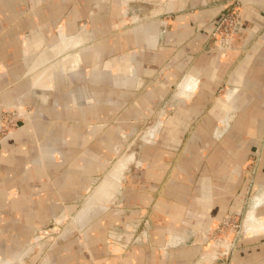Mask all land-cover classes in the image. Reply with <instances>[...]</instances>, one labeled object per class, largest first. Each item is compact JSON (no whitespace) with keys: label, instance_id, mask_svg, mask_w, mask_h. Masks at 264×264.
I'll return each mask as SVG.
<instances>
[{"label":"crops","instance_id":"crops-1","mask_svg":"<svg viewBox=\"0 0 264 264\" xmlns=\"http://www.w3.org/2000/svg\"><path fill=\"white\" fill-rule=\"evenodd\" d=\"M111 1L0 0V118L4 107L32 109L27 121L0 137V261L195 264L203 231L225 211L241 207L242 167L264 144V0H240V24L227 49L214 46L210 34L232 0ZM46 19H67L59 26L65 40L82 42L65 56L89 49L81 52L75 69L63 73L55 68L49 83L42 85L34 78L44 64L33 71L31 67L47 50L45 38L36 33ZM106 19L117 27L107 37ZM71 24L83 30L93 25L95 43L85 45L88 38L70 32ZM65 56L58 54L51 63ZM72 73L79 74L76 94L67 79ZM222 86L224 93L217 95ZM159 104L165 109L145 133L146 142L164 124L167 135L178 136V145L190 126L183 160L169 182L158 191L164 171L149 168L143 191L132 188L118 198L125 169L120 162L111 181L98 187L92 203L78 215H104L114 197L118 201L113 210H127L128 216L108 223L100 219L97 234L84 232L81 240L64 235L44 241L39 234L84 199L106 163L120 153L121 136ZM208 104L214 105L210 115L204 114ZM235 108L240 122L227 129ZM199 136L202 144L208 143L203 159L195 142ZM191 166L202 172L199 211L193 212L180 188ZM256 182L260 190L249 215L256 211L264 217V154ZM149 207L154 212L151 225L128 231L131 238L124 246L118 241L112 251L105 246L107 231L138 221ZM215 207L218 211L211 214ZM257 220L253 231L264 232V218ZM234 264H264V233L244 239Z\"/></svg>","mask_w":264,"mask_h":264},{"label":"rangeland","instance_id":"rangeland-1","mask_svg":"<svg viewBox=\"0 0 264 264\" xmlns=\"http://www.w3.org/2000/svg\"><path fill=\"white\" fill-rule=\"evenodd\" d=\"M114 1H118V0H114ZM65 20L67 19H46L45 20L46 22H43L41 25H38L36 27V33L42 36L43 38H45V41H43L44 43L43 47L44 49L47 48V50L42 52V54H40V56L37 57L36 63L35 64L33 63L31 67L32 68L31 70L33 71L34 68L39 65L44 64L42 66H45V68L42 69L34 78L36 79V82L34 81V83H38L39 81L42 83V85L48 84L51 76L54 74L55 68H57L58 71H63L67 68L71 69V67L75 69L81 63V52L89 49V47H85L84 49H80L79 51L74 52L71 55L65 56L70 48H76L82 44V42L80 41L76 43L75 42L69 43L65 40L66 39L65 34L63 33V31L59 29V26ZM111 22L112 19H108V20L106 19L105 21L104 29L106 32H110V33H106L105 37L110 36L111 32L117 28V27L114 28L113 23ZM72 26L73 29L70 32L73 31L75 32V35L79 34L82 35L84 38L86 37L88 38V40L84 42L85 45L87 44L91 45L95 43L97 35H96V29L93 25H88L87 28H84V30L81 27L78 28L79 26L77 27L74 26V24ZM58 30H60L59 38H58ZM57 38H58V42H57ZM58 46H60V48L58 49V52L54 54L53 50L56 49ZM58 54H63V56L65 57H63L61 60H57L51 63L52 62L51 60L55 58V56H57ZM107 58L109 57H106V59ZM66 64H68V66ZM64 72L65 71H63V73ZM78 76L79 74L72 73L69 74L67 78L68 80L72 81L71 89L73 90L72 91L73 94H76L77 89L79 88L77 86L80 85L78 83L79 80L77 78ZM224 90H225L224 86L219 87L217 91V95L223 94ZM15 107L20 109H25L26 111H28L29 113L28 119H29V117L32 114L31 108L20 107V106H15ZM212 107L214 108V105L212 104L206 105L204 109V114L207 115L209 113V110L211 111ZM174 108L175 106L173 107V110ZM164 109H165V104L156 105L154 111L149 113L148 115L149 117L134 122V124L131 126V129L128 130V133L121 136L120 153L117 155V157L115 156L108 163H106V167L102 171L101 175H99L98 178L94 181L92 187L89 189L88 193L86 194L85 197L88 196L87 199L85 200L84 197V199L82 198L81 200L77 201L75 204H73L72 209L70 210L67 209L65 211L64 216L61 217L60 215H58L57 216L58 218H55L53 221L54 226L52 225V228L44 229V231H42L39 234L44 241L47 242L54 241L56 239L61 238L64 235L65 236L67 235V237H72L73 239L81 240L83 238L82 235L84 232L86 233L93 232L97 234V228L95 227V225L98 224V221H100V219L101 220L104 219L106 220V223H108V221L112 222L113 218L115 220L118 217L126 218L128 216L127 210L126 211L124 210V212L113 210L114 207H116L118 198L122 197L123 196L122 194L128 192L132 188L140 189L143 191L144 190L143 182L145 181L146 178L148 180V176L147 177L145 176V172L149 168L154 169L155 171L157 170L160 173H163L164 171L165 176L163 180L161 181V183H157L156 185L158 187V191L162 190V188L171 179L170 175H172V173L176 171L177 164L183 160L184 143L186 144L191 137L190 126H189L188 128L189 131L186 132L184 137H180L182 142L176 145L177 144L176 140L178 139V136H172L173 137L172 139L170 135L166 134L167 130L163 131L164 124H162L159 132L154 137L152 142L145 141L144 138L147 137L145 133L159 121L158 114ZM173 110L171 107H169L167 110L168 114L173 115ZM3 112H4V108L2 109V114ZM233 113H234V118H231L229 127L227 129H229L231 125L237 126L238 125L237 122H240L239 118L236 119L238 115L236 108L234 109ZM27 120L19 121L15 129L18 128L20 123H23ZM196 123H198V121H196ZM3 136L1 135L0 137ZM202 141L203 140L199 136V138H197L195 142L197 143L198 147H202L200 148L202 150L200 155L203 159L208 156L209 151L206 149V147L208 148V143L205 141L207 146L205 145V143H203L205 145L204 147ZM259 148L260 149L258 152L248 157L247 161L244 163V166L242 167V171H243L242 176L244 177L245 182L242 185L244 187L243 191L240 192L243 193V197H244L243 201L241 202V207H240L241 209L238 207V209L236 210L225 211L223 213V216L219 220L212 223L203 231L202 249L198 261L195 264H234V259L237 256L238 251L244 239H246L248 236H257L264 233L263 231H253V228H256V223L258 221L257 219L264 217L257 216L256 211H255V215L253 216L249 215L251 212L250 205L253 200V197L260 190V187L259 188L257 187L256 180L258 178L261 169L262 156L264 154V144L262 143ZM186 157L188 159V157H190V154L189 155L186 154ZM129 159H131L132 161L129 162ZM135 160L139 162L138 165H135ZM160 161H163V163H160ZM120 162H122L121 166H125L123 172L124 179H123V183L120 185L119 195L116 194L118 198L115 199L113 197L112 201L107 205V208L109 210L105 212L104 215L103 214L90 215V213L83 216L78 215L79 213L78 210L84 208V206H86L87 204L92 203V198L94 197V193L98 190V187L104 181H111L112 171L118 165L120 166ZM201 174H202L201 168L194 170V168L191 166L189 170V174L187 173V175L185 176L184 186L180 187L184 197L187 198V204H190L191 207L190 211L192 212L195 210L199 211L198 210L199 206H197L196 203L197 202L196 196L198 194L197 190L199 187V178ZM222 187H224L223 184ZM151 208L152 207L146 209L143 212L144 216L138 217V221L125 222L124 225L121 224L118 230H115L114 232L112 231L108 233L107 231L105 233V238H104L105 246L110 247L108 249L111 250L112 243L116 241L120 242L121 245L124 246L126 245V242H128L131 238L130 236L128 237V233H129L128 231L137 230L138 232H140L141 230H143L146 222L149 225H151V220L154 214ZM217 211H218L217 207H215L214 210H210L209 212H211V214H214ZM200 212L202 213V209ZM85 224L86 226H84ZM80 226L82 228H80ZM138 235L134 238L132 237V239L139 238ZM0 264H33V263H26V262L13 263L10 260H2L0 261Z\"/></svg>","mask_w":264,"mask_h":264},{"label":"built area","instance_id":"built-area-1","mask_svg":"<svg viewBox=\"0 0 264 264\" xmlns=\"http://www.w3.org/2000/svg\"><path fill=\"white\" fill-rule=\"evenodd\" d=\"M241 1L232 0L231 4L220 16L211 34L210 41L220 48H231L236 30L240 24ZM28 111L15 106L4 107L0 121V136L10 133L17 127L21 120L28 119Z\"/></svg>","mask_w":264,"mask_h":264}]
</instances>
